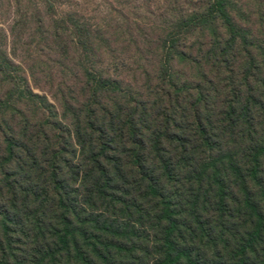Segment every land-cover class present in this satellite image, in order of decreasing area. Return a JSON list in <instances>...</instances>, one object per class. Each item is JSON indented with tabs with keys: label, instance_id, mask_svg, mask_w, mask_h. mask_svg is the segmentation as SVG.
I'll return each instance as SVG.
<instances>
[{
	"label": "trees",
	"instance_id": "16d2710c",
	"mask_svg": "<svg viewBox=\"0 0 264 264\" xmlns=\"http://www.w3.org/2000/svg\"><path fill=\"white\" fill-rule=\"evenodd\" d=\"M230 4L215 0L199 23L225 26L208 53L232 72L227 55L251 44ZM248 54L240 81L216 57L196 86L167 61L144 69L158 90L152 113L150 97L88 74L70 123L33 110L38 96L20 83L6 89L3 54L0 264H264V77Z\"/></svg>",
	"mask_w": 264,
	"mask_h": 264
},
{
	"label": "rangeland",
	"instance_id": "374dc122",
	"mask_svg": "<svg viewBox=\"0 0 264 264\" xmlns=\"http://www.w3.org/2000/svg\"><path fill=\"white\" fill-rule=\"evenodd\" d=\"M214 1L0 0V62L3 65L4 54L13 65L9 70L4 69L8 81L5 87L8 89L12 82L20 83L23 90L38 96L29 102L33 110L35 104L41 105L47 110L45 118L53 120L56 112L59 120L70 123L71 104L85 111L82 93L87 87L88 74L119 81L124 92H134L133 99L150 97L146 108L151 113L158 90L156 82L145 76L144 69L157 65L158 71L161 60L174 66L171 71L177 77L186 78L196 86L204 83L197 77L201 68L217 72L212 62L216 59L222 64V71L228 75L235 73L240 81L244 67L250 65L248 53L252 51L262 63L263 78L264 0H230L233 22L251 44L245 45L242 39L239 41L242 53L233 52L236 60L233 55H227L229 64H234L232 72L225 71L226 62L221 56L208 53L217 28L220 27L221 37L226 34L225 26L222 22H210L214 15L207 23H199L209 16ZM194 17L198 23L189 29L187 22ZM180 53L184 55L179 56ZM173 54L175 57L171 58ZM215 72L208 73V77L216 79ZM4 77V74L0 76ZM17 98L18 94H14L13 101ZM114 101L107 98L105 102L112 106ZM19 105L24 109L23 102ZM36 118L40 120V113ZM16 130L19 134L23 128Z\"/></svg>",
	"mask_w": 264,
	"mask_h": 264
}]
</instances>
